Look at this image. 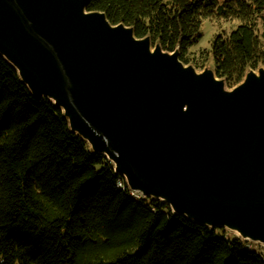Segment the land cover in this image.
<instances>
[{
	"label": "water",
	"instance_id": "95a60500",
	"mask_svg": "<svg viewBox=\"0 0 264 264\" xmlns=\"http://www.w3.org/2000/svg\"><path fill=\"white\" fill-rule=\"evenodd\" d=\"M89 0H0V55L128 187L264 245V68L233 88Z\"/></svg>",
	"mask_w": 264,
	"mask_h": 264
},
{
	"label": "trees",
	"instance_id": "16d2710c",
	"mask_svg": "<svg viewBox=\"0 0 264 264\" xmlns=\"http://www.w3.org/2000/svg\"><path fill=\"white\" fill-rule=\"evenodd\" d=\"M87 10L197 70L211 61L230 89L264 66V0H89ZM212 18L236 25L197 52ZM259 247L133 192L0 55V264H264Z\"/></svg>",
	"mask_w": 264,
	"mask_h": 264
},
{
	"label": "rangeland",
	"instance_id": "374dc122",
	"mask_svg": "<svg viewBox=\"0 0 264 264\" xmlns=\"http://www.w3.org/2000/svg\"><path fill=\"white\" fill-rule=\"evenodd\" d=\"M223 1L224 0H219V2H223ZM235 25L236 22L232 20H224L219 18H212L205 20L202 25L203 39L197 46L194 47V50L198 52V50L209 49L211 38L215 33L220 31L229 33L231 29L234 28ZM259 31L264 32V24H259ZM206 67L213 68L212 62L211 61L207 62ZM262 67L264 68V66ZM198 71H202V70H198ZM226 232L231 236H236V237L238 236L236 233H233L229 230H226ZM259 248L262 249L264 252V245H260Z\"/></svg>",
	"mask_w": 264,
	"mask_h": 264
},
{
	"label": "built area",
	"instance_id": "2783aa9c",
	"mask_svg": "<svg viewBox=\"0 0 264 264\" xmlns=\"http://www.w3.org/2000/svg\"><path fill=\"white\" fill-rule=\"evenodd\" d=\"M134 192V191H133ZM137 193V192H136Z\"/></svg>",
	"mask_w": 264,
	"mask_h": 264
}]
</instances>
